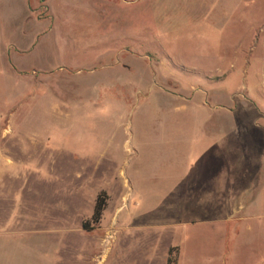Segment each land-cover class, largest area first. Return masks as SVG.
Listing matches in <instances>:
<instances>
[{"label":"rangeland","instance_id":"obj_1","mask_svg":"<svg viewBox=\"0 0 264 264\" xmlns=\"http://www.w3.org/2000/svg\"><path fill=\"white\" fill-rule=\"evenodd\" d=\"M0 212V264H264V0H0Z\"/></svg>","mask_w":264,"mask_h":264},{"label":"trees","instance_id":"obj_2","mask_svg":"<svg viewBox=\"0 0 264 264\" xmlns=\"http://www.w3.org/2000/svg\"><path fill=\"white\" fill-rule=\"evenodd\" d=\"M105 205H106L105 195L99 194L96 198L90 221L88 223L86 222L82 224V229L84 231H90L91 229H93V226L97 225L100 222L102 212L105 209ZM89 223L91 224L90 228L88 227Z\"/></svg>","mask_w":264,"mask_h":264},{"label":"crops","instance_id":"obj_3","mask_svg":"<svg viewBox=\"0 0 264 264\" xmlns=\"http://www.w3.org/2000/svg\"><path fill=\"white\" fill-rule=\"evenodd\" d=\"M1 213V212H0Z\"/></svg>","mask_w":264,"mask_h":264}]
</instances>
